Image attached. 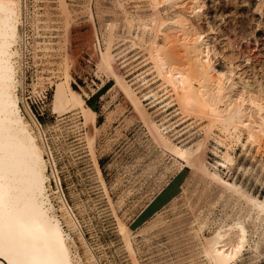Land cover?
I'll return each mask as SVG.
<instances>
[{
  "label": "rangeland",
  "instance_id": "rangeland-1",
  "mask_svg": "<svg viewBox=\"0 0 264 264\" xmlns=\"http://www.w3.org/2000/svg\"><path fill=\"white\" fill-rule=\"evenodd\" d=\"M190 1H177L179 11L170 8L169 14H183L194 27L207 30L217 52L225 50L235 57L239 73L264 85V0H205L203 12L214 15L215 32L208 31L204 16L197 21L190 14L199 3ZM21 8L17 91L21 115L38 124L64 199L99 263L209 264L202 254L204 239L236 218L242 207L220 198L217 187L196 171L176 169L172 157L153 138L147 118L114 76L100 70L107 28L119 19L115 34L125 39L112 47L115 73L140 99L148 119L171 125L172 133L181 130L174 143L191 145L201 136L206 115L183 111L178 97L158 76L148 47L137 40L129 47L137 30L127 33L126 17L130 21L133 14H152L149 0H21ZM165 12L161 8L163 18ZM65 81L95 112L94 122L84 124L78 108L55 106V88ZM143 95L148 99L143 101ZM214 134L221 143L209 139L206 158L219 160L213 149L220 152L228 146L234 163L230 171L219 169V174L264 200V137L249 139L241 127L228 135L218 130ZM49 187L55 192L52 177ZM51 198L57 208L59 201ZM200 217H206L207 224L195 234V218ZM118 222L131 233L133 255L122 241ZM244 228L246 242L232 264H264V239L254 246L264 225L254 232L253 218L246 217ZM72 236L84 257L81 243Z\"/></svg>",
  "mask_w": 264,
  "mask_h": 264
},
{
  "label": "bare ground",
  "instance_id": "bare-ground-1",
  "mask_svg": "<svg viewBox=\"0 0 264 264\" xmlns=\"http://www.w3.org/2000/svg\"><path fill=\"white\" fill-rule=\"evenodd\" d=\"M177 1L180 0H149L152 14L147 17L133 14L130 21L126 17L124 28L128 34L133 29L137 30L129 47L135 46L137 40L149 48L158 76L178 97L183 111L206 115L207 124L200 137L191 145L174 143L181 130L172 133L171 125L164 126L148 119L140 99L133 96L115 73L112 47L116 40L125 39L115 34L119 19L107 28L104 46L100 50V70L114 76L135 107L147 118L153 138L162 151L172 157L176 169L187 167L196 171L207 184L217 187L220 198L242 207L236 218L219 226L204 239L202 246V254L209 264H232L246 242L245 218H253L254 232L264 225V200L251 195L235 181L221 177L219 169L228 172L234 163L228 146L224 145L220 152L213 149L219 158L213 162L206 158V150L209 139L221 143L214 130L228 135L231 130L241 127L247 129L249 139L264 137V85L256 79L250 81L244 73H239L240 65L234 63L237 62L233 61L235 57L225 54V50L217 52L207 30L194 27L190 18H185L183 14H169L171 10L168 9H176ZM198 1L190 8V14L196 16L197 21L204 16L208 31L215 32V25L214 28L211 26L216 20L214 15L211 11L203 12L205 0ZM211 3L214 4V1ZM117 6L122 9L119 3ZM161 8L166 11V18L161 16ZM21 9V0H0V264H100L64 199L51 154L38 124L33 119L29 123L21 115L17 94L20 86L18 44L22 39L19 34ZM121 12L126 16L129 14L125 9ZM143 97V101L148 99L145 95ZM54 104L57 108H78L84 124L94 122L95 112L69 87L67 81L56 86ZM51 177L56 183L55 192H51L49 187ZM52 196L59 201L57 208ZM195 222V234H199L207 224V218H195ZM118 232L126 249L133 255L130 231L118 222ZM72 235H76L81 243L84 257L80 256ZM256 236L255 248L264 239V230Z\"/></svg>",
  "mask_w": 264,
  "mask_h": 264
}]
</instances>
